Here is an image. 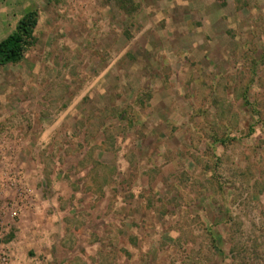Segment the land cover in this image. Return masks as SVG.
I'll use <instances>...</instances> for the list:
<instances>
[{
  "label": "rangeland",
  "instance_id": "374dc122",
  "mask_svg": "<svg viewBox=\"0 0 264 264\" xmlns=\"http://www.w3.org/2000/svg\"><path fill=\"white\" fill-rule=\"evenodd\" d=\"M19 1L0 264H264V0Z\"/></svg>",
  "mask_w": 264,
  "mask_h": 264
},
{
  "label": "trees",
  "instance_id": "16d2710c",
  "mask_svg": "<svg viewBox=\"0 0 264 264\" xmlns=\"http://www.w3.org/2000/svg\"><path fill=\"white\" fill-rule=\"evenodd\" d=\"M37 23L35 11L25 14L15 31L0 42V66L17 64L23 60L27 47L34 41Z\"/></svg>",
  "mask_w": 264,
  "mask_h": 264
},
{
  "label": "crops",
  "instance_id": "0c3cea01",
  "mask_svg": "<svg viewBox=\"0 0 264 264\" xmlns=\"http://www.w3.org/2000/svg\"><path fill=\"white\" fill-rule=\"evenodd\" d=\"M3 2L4 3H8L7 5L5 4V7L7 8V9H9V10H7V11H9V12H13L15 9H17L18 7H17V2H20L19 0H3ZM20 3H23V2H20ZM26 4L28 3V2H25ZM25 15V14H24ZM17 16V15H16ZM23 17V16H22ZM14 18H15V16H14Z\"/></svg>",
  "mask_w": 264,
  "mask_h": 264
}]
</instances>
